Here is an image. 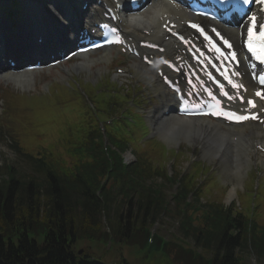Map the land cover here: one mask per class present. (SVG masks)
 <instances>
[{
    "label": "trees",
    "instance_id": "obj_1",
    "mask_svg": "<svg viewBox=\"0 0 264 264\" xmlns=\"http://www.w3.org/2000/svg\"><path fill=\"white\" fill-rule=\"evenodd\" d=\"M91 90L98 101L94 103L100 108L98 114L94 115L84 102L71 103L61 111L52 109L50 114L59 126H40L41 134L33 137L27 150L16 142L18 160L28 169L19 172L11 165L4 167L7 176L0 181V264H129L126 258L105 261L89 246L83 255L78 250L87 240L86 244L96 241L105 248L109 241L113 242L114 235L117 238L122 234L127 239L121 241L123 246L134 248L137 242H143L146 248L149 227L163 213V217H179L183 236L193 235L196 243L205 248L201 253L192 248L185 250L180 244L176 251H170L178 254L173 264H244L238 247L244 246L248 235L253 238L256 253L264 256V226L256 220L233 216L221 202H200L202 193L211 189H196L197 174L175 181L179 186L171 197L172 211V204L165 200L167 184L147 180L149 175L166 176L165 170L152 168L145 160L147 149L137 145L141 155L132 164L124 163L120 154L142 133L135 139L130 123L116 120L119 130L107 127L106 144L99 118L112 116V101L105 97L104 87L97 85ZM55 115L67 117L60 121ZM139 121L144 125L142 119ZM62 128L65 134L60 136ZM0 133L3 138L2 130ZM43 137L57 151L41 145ZM157 151L164 154L162 149ZM190 193L192 202L187 200ZM132 198H139L136 207ZM125 203L129 205L126 209ZM236 229L239 232L234 234ZM156 240L160 239L156 236ZM154 251L159 252L156 245L147 251L143 261L151 258ZM185 252L193 256L192 263L184 258ZM207 252H211L212 259L206 258Z\"/></svg>",
    "mask_w": 264,
    "mask_h": 264
},
{
    "label": "rangeland",
    "instance_id": "obj_2",
    "mask_svg": "<svg viewBox=\"0 0 264 264\" xmlns=\"http://www.w3.org/2000/svg\"><path fill=\"white\" fill-rule=\"evenodd\" d=\"M46 11L48 12V16L50 18H54L53 16V11L51 10V5L46 4ZM24 21V20H23ZM10 24L9 21V17H5L3 16L0 19V25H8ZM105 52H99V53H95V54H91V56L94 58V60H97L98 58H100ZM113 53V52H112ZM120 61H124L125 58H123L122 56L117 57L116 55L113 54V56H109L108 59L106 60H97L96 62L92 63V65H90L89 67L84 68L85 70L81 69L78 71H74V69L72 68L73 65H75L76 63L80 62L82 60V58H78L76 60H74L71 63H68L67 66L68 71L70 72L69 75L67 72H62V69L60 67L57 68V70H51V71H38L36 73H34L35 77H36V81L35 84L33 86H31L28 89H21L18 87H15L13 85L12 81L9 82H5L3 81V78L0 79V126L2 127V131L7 132V134L5 135V137L9 136V139H7V141H5L4 139H0V180L2 177H4V173L1 170L2 166L4 165V163H9L11 165H13L14 167H16V169L19 172H23L25 171V169L22 167V164L19 163L18 159L16 158V152L11 148L10 146V136L13 137L14 133L13 131L16 130L19 133H14L19 135L20 139L22 141H26V139L28 138V135L31 133L30 130V126H25V127H21L20 123H16V120L18 118H22L20 120H26L30 123V125H34L37 123V119L38 117L33 116V115H27L25 113H22L20 111V109L18 107H15L14 103L17 101V94H15L14 92H18V93H22V92H29L31 93H44L43 91H46V88L51 84V82L53 80H57L61 82L64 81H68V79L70 78L71 74H74L77 72V74L80 76L81 79H85L86 81H92L95 83H98L99 81L103 80V85H108V83L106 82V79L112 80L113 82H117L119 84V86L123 87L125 86L127 89H134L136 91L137 96H143L146 99H150V97H152L151 93H150V89H146L147 87H143V85L140 87V82L138 81V77L136 76L134 79L130 78L129 74H126L125 76H123L122 74H115V64L117 63V60ZM119 61V64H120ZM133 60L132 59H127V64L131 67ZM73 69V71H72ZM91 70V71H87V70ZM134 73L135 71L132 70ZM136 74V73H135ZM74 84H75V80H74ZM65 85L68 87H73V83L72 85L65 83ZM8 88V89H7ZM120 88V87H118ZM4 89H6L5 91L7 92V96L6 93L4 92ZM117 89V88H116ZM131 90H129L128 92H130ZM59 94H62V91L59 92ZM16 96V97H13ZM23 99L24 96H22ZM123 101V99H122ZM24 103V101H23ZM42 103H40L41 106ZM130 103H127L126 101H123L122 103H118V105L121 108H125L127 107L126 105H128ZM140 109L141 111H145L147 113V115L151 114L153 110L156 111V115L160 114V101H154V102H148L145 103V101H140ZM20 107H24L23 104H18ZM7 106V108H6ZM39 103H33L32 108H35L39 111ZM40 112H45V111H40ZM17 119H16V118ZM164 120V119H162ZM2 121H8L6 127L3 126V124L1 123ZM160 124V123H159ZM7 129V130H6ZM14 129V130H13ZM9 130V131H8ZM161 132H159L158 136L160 137V139H162L164 142L167 143V145L169 147H177L179 148V150L183 151V153L185 154V157L183 159V161H181V165L185 168L188 169L190 167L191 162H196L197 160H202L205 164V167H211L213 168V172H216L217 176L220 178H218L222 184L224 185H228L229 186V193H227L225 198H228L230 192L232 193V199L235 200L236 198H238V193H242L245 196H249L248 191L249 189L251 190V187H253L254 185V181L258 179L259 176L264 175V170L261 169V165L259 164L260 167H258V172H256L252 166L251 163H249V167L247 168L246 173H243L242 176H235L232 177L231 179H229V177H227L226 175H224V173L221 171V167H223L222 165L218 164L216 161L213 160H209L206 158H203L200 155V147L197 146L196 144H193L192 146L186 145L185 144V140L183 141H179V142H175L173 140H171V143L169 144L167 141H169V139L165 136L160 135ZM65 134V128L60 129V136H63ZM166 138V140H165ZM48 141L45 140H41L40 143L41 145H46ZM12 145L14 146V143H12ZM16 149V148H15ZM136 150H138V147L135 148ZM170 167L171 170V166H173L172 161H170V165H168ZM205 174H209V170L206 171ZM237 177H240V180H236ZM238 183V185L236 186L237 192L236 194L234 193V191H232L231 187L232 184ZM241 187V188H240ZM261 191H264V186H262ZM258 193V192H256ZM256 195H254V197H256ZM240 200L243 201V198H239ZM249 200V206H250V198H248ZM261 201V205L260 207H264V199L263 198H258L256 201H253L252 204V209L254 210L255 207H259V202ZM245 210V209H244ZM260 220L264 219V214L262 216L259 217ZM162 221L161 224L158 225V223H154L153 224V231L154 230H158V228H160V231L162 232V234L166 235L167 238L172 237L170 235V232H172L171 228H167L166 226L162 225ZM163 227V228H162ZM107 226H106V228ZM178 234L176 232L173 231V235ZM110 240V239H109ZM119 241L121 243V241H125L127 240L125 237L119 235L117 238H115L114 235V244H112L111 248L108 249L107 246L108 244H106L105 248L101 247V244H99L98 242L94 241V242H88V244L96 249L97 255L99 256L105 249V260L106 261H111V262H117V261H122V253L124 254V256L126 257V259L128 260L129 264H149V263H153L156 262V264H167V263H162V261L160 260L159 257H157L156 255H154L153 257L149 258V263L143 261L144 258V254L141 253L139 251V249H141L140 247L142 246V243L137 242L136 243V247L133 248V246H126L123 250L120 249V246H118L115 241ZM88 241V240H87ZM86 241V243H87ZM188 241L190 242L191 239H188ZM85 243V244H86ZM193 243V242H192ZM84 246V245H83ZM86 246V245H85ZM250 264H258V263H254V260L251 261V258L249 259Z\"/></svg>",
    "mask_w": 264,
    "mask_h": 264
},
{
    "label": "bare ground",
    "instance_id": "obj_3",
    "mask_svg": "<svg viewBox=\"0 0 264 264\" xmlns=\"http://www.w3.org/2000/svg\"><path fill=\"white\" fill-rule=\"evenodd\" d=\"M64 10H69L67 4L64 6ZM55 13L63 16V11L58 12V10H56ZM165 14L167 15L166 19L174 20L180 24V21L185 17L186 12L173 2L167 0H152V3L148 8L138 13L137 16L129 18L128 16H125L123 26L129 32L135 34L142 28L152 32L151 35L156 37L161 33V21H159V19ZM51 21L54 22L53 18H51ZM68 25L69 24H67V26ZM0 35L3 34L0 33ZM109 50L110 48L105 49V53L97 60L108 59L110 56ZM1 56L0 52V60ZM83 56V61L73 66L74 68H86L97 61L94 60V58H91L88 53L83 54ZM134 66L137 67L136 70L141 76H146L149 79V83H151L152 80L158 82V79L151 69L138 61L135 62ZM87 71L91 70L88 69ZM1 78L12 81L15 86L21 89L30 88L34 85L36 80L34 72L29 71H21L20 73H12L10 71L1 72L0 79ZM162 95L166 97L168 102L173 101L172 94L167 92V90L164 89ZM237 128L238 127H233L232 125L224 126L220 122L211 121L204 117L188 119L185 117H178L174 113L170 114L167 118H164V120L158 125V129L161 132L160 135L175 140L176 142L188 138L190 142L200 146L201 155L206 159L216 161L218 164L222 165L223 168L225 166L224 175L229 177V179H231V171L235 172V176L242 174L243 168L251 160L250 153L254 150L252 145L260 137L257 129L251 128L247 132L243 128ZM235 138H237V142L235 141ZM261 163L264 165L263 160ZM236 180L239 181L240 177H237ZM237 185L238 183H236V186ZM236 186L234 184V191ZM231 196L232 193L230 194V197Z\"/></svg>",
    "mask_w": 264,
    "mask_h": 264
},
{
    "label": "snow or ice",
    "instance_id": "obj_4",
    "mask_svg": "<svg viewBox=\"0 0 264 264\" xmlns=\"http://www.w3.org/2000/svg\"><path fill=\"white\" fill-rule=\"evenodd\" d=\"M251 0H243L244 4H249ZM258 3H264V0H257ZM194 28H198L197 25H192ZM257 28V18L256 16L250 17V26L248 28V48L257 59L264 63V24L259 25V31H256ZM202 31V29H201ZM234 58V57H233ZM260 82L264 83V76L260 77ZM234 87L236 85H233ZM226 94V93H225ZM261 95L260 93H257ZM234 114H230L229 118H233ZM237 120L247 119L248 117H235ZM255 119V117H252Z\"/></svg>",
    "mask_w": 264,
    "mask_h": 264
}]
</instances>
